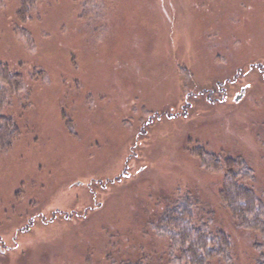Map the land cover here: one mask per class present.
<instances>
[{
	"label": "rangeland",
	"instance_id": "obj_1",
	"mask_svg": "<svg viewBox=\"0 0 264 264\" xmlns=\"http://www.w3.org/2000/svg\"><path fill=\"white\" fill-rule=\"evenodd\" d=\"M22 6L0 2V60L24 81L0 109L17 127L0 139V264H158L149 222L185 196L252 264L202 153L245 158L264 189V0Z\"/></svg>",
	"mask_w": 264,
	"mask_h": 264
},
{
	"label": "trees",
	"instance_id": "obj_2",
	"mask_svg": "<svg viewBox=\"0 0 264 264\" xmlns=\"http://www.w3.org/2000/svg\"><path fill=\"white\" fill-rule=\"evenodd\" d=\"M35 1L22 0L21 15L27 13ZM23 83L22 76L0 60V109L9 103L10 97L22 99L18 92ZM16 135L14 117L0 113V139L9 146ZM202 154V163L221 172L218 195L234 226L252 233V264H264V189L256 187L253 169L243 157ZM211 212L204 209L197 198L185 196L172 200L162 213L153 216L150 228L166 239L158 264H236L230 235L212 226ZM114 259L117 262L113 264H143L145 258Z\"/></svg>",
	"mask_w": 264,
	"mask_h": 264
},
{
	"label": "water",
	"instance_id": "obj_3",
	"mask_svg": "<svg viewBox=\"0 0 264 264\" xmlns=\"http://www.w3.org/2000/svg\"><path fill=\"white\" fill-rule=\"evenodd\" d=\"M244 87L241 88V92L235 96V100L241 97Z\"/></svg>",
	"mask_w": 264,
	"mask_h": 264
}]
</instances>
